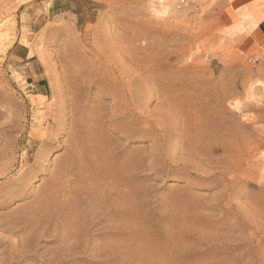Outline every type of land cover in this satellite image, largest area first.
I'll return each mask as SVG.
<instances>
[{
    "label": "rangeland",
    "instance_id": "rangeland-1",
    "mask_svg": "<svg viewBox=\"0 0 264 264\" xmlns=\"http://www.w3.org/2000/svg\"><path fill=\"white\" fill-rule=\"evenodd\" d=\"M200 13L0 0V264H264V63L224 95Z\"/></svg>",
    "mask_w": 264,
    "mask_h": 264
},
{
    "label": "crops",
    "instance_id": "crops-1",
    "mask_svg": "<svg viewBox=\"0 0 264 264\" xmlns=\"http://www.w3.org/2000/svg\"><path fill=\"white\" fill-rule=\"evenodd\" d=\"M201 9L202 31L210 47L218 48L225 65L219 86L233 94L239 79H249L238 65L264 63V0H187Z\"/></svg>",
    "mask_w": 264,
    "mask_h": 264
},
{
    "label": "bare ground",
    "instance_id": "bare-ground-1",
    "mask_svg": "<svg viewBox=\"0 0 264 264\" xmlns=\"http://www.w3.org/2000/svg\"><path fill=\"white\" fill-rule=\"evenodd\" d=\"M116 69V68H115ZM128 97V96H127ZM221 116V115H220ZM218 130V129H217ZM213 132V131H212ZM208 137H210V136H208ZM215 137V136H214ZM213 139V138H212ZM225 148H227V147H225ZM228 149V148H227ZM231 149H228V151H227V153H229V151H230ZM236 151H237V149H236ZM238 154V153H237ZM249 167H250V165H249ZM205 170V169H204ZM247 170H249V169H247V167H246V171ZM250 170H251V168H250ZM231 172V171H230ZM230 200V199H229ZM228 202V201H227Z\"/></svg>",
    "mask_w": 264,
    "mask_h": 264
}]
</instances>
